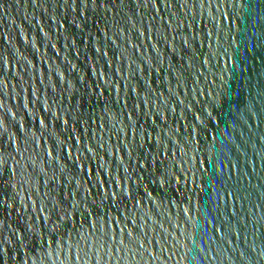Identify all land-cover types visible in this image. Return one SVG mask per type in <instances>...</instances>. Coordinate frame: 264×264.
<instances>
[{"label": "water", "instance_id": "obj_1", "mask_svg": "<svg viewBox=\"0 0 264 264\" xmlns=\"http://www.w3.org/2000/svg\"><path fill=\"white\" fill-rule=\"evenodd\" d=\"M0 264H264V0H0Z\"/></svg>", "mask_w": 264, "mask_h": 264}]
</instances>
